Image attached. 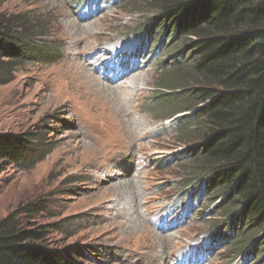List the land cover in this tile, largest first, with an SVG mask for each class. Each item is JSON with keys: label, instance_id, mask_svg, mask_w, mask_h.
Masks as SVG:
<instances>
[{"label": "rangeland", "instance_id": "rangeland-1", "mask_svg": "<svg viewBox=\"0 0 264 264\" xmlns=\"http://www.w3.org/2000/svg\"><path fill=\"white\" fill-rule=\"evenodd\" d=\"M158 3L0 0L11 31L36 47L0 79V134L33 133L43 156L0 161V218L43 201L31 221L65 264H264V236L235 245L241 225L227 218L228 196L194 169L204 130L183 135L178 120L196 108L166 116L161 106L179 104L160 77L191 51ZM81 66L106 85L103 100L75 79ZM127 66L128 81H104Z\"/></svg>", "mask_w": 264, "mask_h": 264}, {"label": "trees", "instance_id": "trees-1", "mask_svg": "<svg viewBox=\"0 0 264 264\" xmlns=\"http://www.w3.org/2000/svg\"><path fill=\"white\" fill-rule=\"evenodd\" d=\"M159 1L160 17L174 23V34L180 31L191 51L190 62L177 59L160 77L161 88L178 90L179 104L161 106L166 116L196 108V115L178 120L180 132L204 130L194 169L228 196L227 218L241 225L233 243L243 248L254 233L264 236V0ZM32 48L28 36L11 31L0 15V79L18 60L32 57ZM195 76L203 78L201 84L193 82ZM37 139L31 132L0 134V161H39ZM44 207L43 201L31 202L0 218V264L66 263L65 252L46 244V226L31 221ZM260 252L257 263L264 259V239Z\"/></svg>", "mask_w": 264, "mask_h": 264}, {"label": "bare ground", "instance_id": "bare-ground-1", "mask_svg": "<svg viewBox=\"0 0 264 264\" xmlns=\"http://www.w3.org/2000/svg\"><path fill=\"white\" fill-rule=\"evenodd\" d=\"M95 48H96V46H93L88 51H92ZM96 57L97 56L95 53H92V54L90 53V55L88 57H86V59H88L90 61H92V60L95 61ZM81 67H82L81 70L75 71V79L80 81V85L82 87L91 88L92 89L91 91H92V93L94 91L93 95H95L96 98H99V99L105 98V96H103V95L106 94V85L102 81H100L99 79L93 78L91 75L86 73V71H87L86 66H81ZM131 68L132 67L127 66L126 68L121 70L119 75L116 74L117 75L116 77L105 79L104 81H108L109 83H112V84L118 83L117 81H121V80H124V81H121L119 84H121L122 82L128 81L129 79L132 78V77H129V76H131L130 75L131 74L130 73ZM78 69H79V66H78ZM134 75H136V74H134ZM94 87H97V89L96 88L94 89ZM114 91L115 90L113 89V92ZM93 100H94V98H93ZM102 100H100V101H102ZM132 167L133 166H131L129 168H132ZM168 255H170V254H168Z\"/></svg>", "mask_w": 264, "mask_h": 264}]
</instances>
